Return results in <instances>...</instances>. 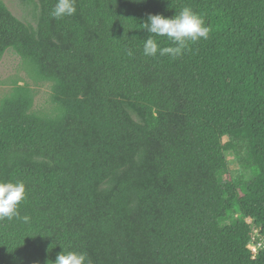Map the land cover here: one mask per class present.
<instances>
[{
  "label": "trees",
  "instance_id": "trees-1",
  "mask_svg": "<svg viewBox=\"0 0 264 264\" xmlns=\"http://www.w3.org/2000/svg\"><path fill=\"white\" fill-rule=\"evenodd\" d=\"M22 1L33 24L0 0V58L11 48L51 80L60 109L32 111L24 85L0 100V181L24 182L30 217L0 221V264L62 249L90 264H264L247 221L264 237V0H76L63 19L56 0ZM184 7L208 38L145 56L148 15ZM229 150L251 177L229 175Z\"/></svg>",
  "mask_w": 264,
  "mask_h": 264
},
{
  "label": "clouds",
  "instance_id": "clouds-1",
  "mask_svg": "<svg viewBox=\"0 0 264 264\" xmlns=\"http://www.w3.org/2000/svg\"><path fill=\"white\" fill-rule=\"evenodd\" d=\"M76 0H56L50 12L53 19H63L75 15ZM143 28L149 37L143 43V54L149 57L169 56L179 57L189 43L207 39L210 29L204 17L197 14L192 8L184 7L178 14L166 17L161 14H149L143 23ZM154 37H165L168 46L162 47ZM26 186L23 181H0V221L22 219L25 223L30 220L27 215L21 216L19 205L26 199ZM90 264L85 251L62 249L54 261L47 264Z\"/></svg>",
  "mask_w": 264,
  "mask_h": 264
},
{
  "label": "rangeland",
  "instance_id": "rangeland-1",
  "mask_svg": "<svg viewBox=\"0 0 264 264\" xmlns=\"http://www.w3.org/2000/svg\"><path fill=\"white\" fill-rule=\"evenodd\" d=\"M7 7L23 21L33 24V6L27 1L22 0H2ZM27 86L33 95L31 110L47 116H54L59 113V105L52 98V81L42 78L38 75L35 68L26 60L22 59L13 49H7L0 58V100L9 95L16 86ZM228 137L225 136L224 140ZM244 153L229 150L226 152V158L229 165V175L233 178L248 179L251 172L242 168L239 158ZM252 227V240L249 248L257 252L264 246V237L259 234L257 228L247 219ZM226 223H229L227 221Z\"/></svg>",
  "mask_w": 264,
  "mask_h": 264
}]
</instances>
